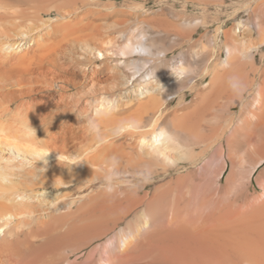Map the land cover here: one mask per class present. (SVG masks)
<instances>
[{"label":"bare ground","instance_id":"obj_1","mask_svg":"<svg viewBox=\"0 0 264 264\" xmlns=\"http://www.w3.org/2000/svg\"><path fill=\"white\" fill-rule=\"evenodd\" d=\"M0 264H264V0H0Z\"/></svg>","mask_w":264,"mask_h":264},{"label":"crops","instance_id":"obj_2","mask_svg":"<svg viewBox=\"0 0 264 264\" xmlns=\"http://www.w3.org/2000/svg\"><path fill=\"white\" fill-rule=\"evenodd\" d=\"M209 80L210 79L207 78V82H209ZM197 83L199 85L197 88L199 90L201 88V90H202L203 89L202 84H204V83H202L200 79H197ZM255 92H256V88H253L252 91H251V93H245L244 94V100L242 101V104H240L238 102H235V103H233L230 106V111L232 113V117H234L240 110H243L244 107L245 108L246 107H253V108L255 107V105H254V102L255 101H254V98L252 97L255 94ZM193 98H194V96H193Z\"/></svg>","mask_w":264,"mask_h":264},{"label":"rangeland","instance_id":"obj_3","mask_svg":"<svg viewBox=\"0 0 264 264\" xmlns=\"http://www.w3.org/2000/svg\"><path fill=\"white\" fill-rule=\"evenodd\" d=\"M212 69V68H211ZM191 98H193V95H190V94H188L187 95V99L188 100H190ZM208 157H210V158H208ZM203 158V160L205 161V160H208V161H211V160H213V162L215 161V157L213 156V155H210V153L208 152L207 154L205 153L202 157H201V159ZM208 158V159H207Z\"/></svg>","mask_w":264,"mask_h":264}]
</instances>
